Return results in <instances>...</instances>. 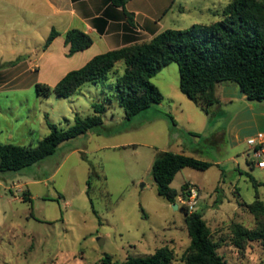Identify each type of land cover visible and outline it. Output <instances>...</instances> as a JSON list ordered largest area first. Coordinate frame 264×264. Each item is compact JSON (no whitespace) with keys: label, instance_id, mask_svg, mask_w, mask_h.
I'll return each mask as SVG.
<instances>
[{"label":"rangeland","instance_id":"rangeland-1","mask_svg":"<svg viewBox=\"0 0 264 264\" xmlns=\"http://www.w3.org/2000/svg\"><path fill=\"white\" fill-rule=\"evenodd\" d=\"M151 1L159 7L174 1L167 13L158 16L163 30L219 21L232 2ZM55 51L60 54L61 46L56 45ZM12 53L0 47V60L12 58ZM124 67L120 62L119 74L86 83L69 98L39 96L35 85L29 86L37 74L29 72L26 81L19 83L23 91L10 98L0 97V107L9 110L0 113V131H5L0 133V142L19 146H36L50 133L48 123L68 128L76 114L92 115L95 102L107 109L101 127L64 142L40 163L17 172L0 170V264H122L130 256L152 255L166 245L175 253L172 264H183L182 257L190 245L185 196L179 195L171 204L158 195L152 176L157 149L177 150L174 141L181 137L182 128L189 129L186 142L193 141L199 149H184L187 156L212 163L214 158H226L229 147L218 145L220 152L209 144L201 127L204 111L192 100L190 109L199 115L188 111L193 127L170 113L174 122L157 118V113L163 112L158 106L128 121L124 109L107 100ZM46 77L48 73L40 75L39 83L52 86L53 81H44ZM151 81L169 96L179 87L178 65L164 67ZM9 130L15 133L12 141L4 139ZM258 160L253 152L244 151L236 163L224 162L204 171L184 168L171 184L179 193L185 184L200 190L195 211L203 213L213 237L221 244L218 253L228 264H264V248L259 242L247 243L242 251L232 244L234 224L248 229L256 226L245 205L254 202L257 194L264 202V169L255 167ZM91 175L89 197L87 181ZM252 179L263 185L255 186ZM108 257L109 262L104 263Z\"/></svg>","mask_w":264,"mask_h":264},{"label":"trees","instance_id":"trees-1","mask_svg":"<svg viewBox=\"0 0 264 264\" xmlns=\"http://www.w3.org/2000/svg\"><path fill=\"white\" fill-rule=\"evenodd\" d=\"M125 8L130 0H107ZM130 22L132 13L126 12ZM59 33L53 29L44 49L48 48ZM93 38L80 29H71L65 35L69 56L93 45ZM115 89L107 96L124 109L126 119L132 120L140 113L163 101L160 89L151 81L164 67L176 63L179 68V88L202 111L209 113L218 103L216 87L230 82L241 89L252 102L264 101V0H232L225 8L222 19L210 24H193L186 29H166L150 41L111 50L95 56L83 68L69 72L55 86L37 83L39 96L57 95L69 98L86 83H98L110 73L119 74ZM93 114H76L68 128L48 123L50 133L34 147L0 143V170L17 172L34 166L54 155L64 142L86 135L104 124L106 106L93 103ZM167 117L174 122L168 113ZM213 164L185 154L170 151L157 155L152 165V176L160 197L171 204L179 195H186L189 184L182 192L171 187L175 176L184 168L207 170ZM252 166V164H250ZM253 180V179H252ZM92 175L87 181V194L91 197ZM255 186H261L253 180ZM93 207V200L90 198ZM254 215L256 226L245 228L241 224L232 227V244L242 251L249 242H259L264 248V202L256 200L245 205ZM95 212V211H94ZM186 212V224L190 245L182 257L183 264H228L218 253L220 242L215 240L201 211ZM96 213V212H95ZM175 253L163 246L152 255L128 257L122 264H172ZM110 258L104 260L109 262Z\"/></svg>","mask_w":264,"mask_h":264},{"label":"crops","instance_id":"crops-1","mask_svg":"<svg viewBox=\"0 0 264 264\" xmlns=\"http://www.w3.org/2000/svg\"><path fill=\"white\" fill-rule=\"evenodd\" d=\"M173 3L159 7L158 3L153 5L151 0H130L122 8L107 0H0V47L13 51L12 58L0 60V66L5 67L0 70V97L10 98L23 91L24 86L19 83L26 81L25 76L29 72L37 74L36 80L29 86L39 83V76L44 73L49 74L44 81H53L52 86H55L69 72L83 68L95 56L152 40L164 31L158 16L167 13ZM126 12L133 14L132 22ZM53 29L59 36L44 49ZM71 29H80L89 34L93 38V45L69 56L65 35ZM56 45L61 46L60 54L55 51ZM21 65L27 67L16 69ZM181 92L176 87L169 96L163 94V101L157 105L163 112L157 113V118L169 119L164 114L166 112L174 117H182L188 127H193L189 112L199 116L198 112L190 109L191 100ZM216 96L218 103L211 107L209 113L204 112L201 127L203 133L208 135L206 139L209 144L217 150L222 152L218 145L227 144L229 147L226 158L212 160L213 165L220 166L224 162H238L244 151L253 152L247 141L256 133H264V101H249L239 86L230 82L218 84ZM8 111L0 107V113ZM181 130V137L179 135L174 141L177 150L158 148L157 154L167 151L185 154L184 149L199 150L197 146L194 147L193 141L190 144L186 142L185 133L189 134V129ZM4 132L0 131L1 134ZM14 134L13 130H9L4 139L12 141ZM172 144L170 142V146Z\"/></svg>","mask_w":264,"mask_h":264},{"label":"built area","instance_id":"built-area-1","mask_svg":"<svg viewBox=\"0 0 264 264\" xmlns=\"http://www.w3.org/2000/svg\"><path fill=\"white\" fill-rule=\"evenodd\" d=\"M248 145L253 148V153L259 160L255 164L256 167L264 169V133H258L256 136L251 137L247 141ZM200 190L194 186H189L185 195L184 206L189 213L195 211L196 206L199 204Z\"/></svg>","mask_w":264,"mask_h":264},{"label":"water","instance_id":"water-1","mask_svg":"<svg viewBox=\"0 0 264 264\" xmlns=\"http://www.w3.org/2000/svg\"><path fill=\"white\" fill-rule=\"evenodd\" d=\"M174 207L177 209L178 208V205H174Z\"/></svg>","mask_w":264,"mask_h":264}]
</instances>
